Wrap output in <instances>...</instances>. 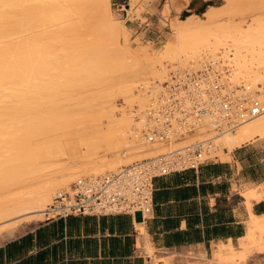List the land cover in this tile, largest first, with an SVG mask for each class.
<instances>
[{
	"label": "bare ground",
	"instance_id": "1",
	"mask_svg": "<svg viewBox=\"0 0 264 264\" xmlns=\"http://www.w3.org/2000/svg\"><path fill=\"white\" fill-rule=\"evenodd\" d=\"M156 1L127 0L123 20L110 0H0V244L18 233L19 220H45L54 196L78 180L191 145L225 155L264 137V114L224 133L208 117L174 135L146 131L166 81L199 74L209 61L227 70L234 96L264 100V0H229L185 19L177 15L188 0H167L156 12H174L169 34L154 48L132 39L129 26ZM249 217L244 237L218 244L208 261L232 264L247 243L264 245V215ZM140 248L154 258L146 238Z\"/></svg>",
	"mask_w": 264,
	"mask_h": 264
},
{
	"label": "crops",
	"instance_id": "2",
	"mask_svg": "<svg viewBox=\"0 0 264 264\" xmlns=\"http://www.w3.org/2000/svg\"><path fill=\"white\" fill-rule=\"evenodd\" d=\"M228 1L188 0L180 13L202 15ZM215 158L154 178L142 226L121 215L45 219L3 241L0 264H149L144 238L157 264H211L218 244L234 245L249 216L264 215V137Z\"/></svg>",
	"mask_w": 264,
	"mask_h": 264
},
{
	"label": "built area",
	"instance_id": "3",
	"mask_svg": "<svg viewBox=\"0 0 264 264\" xmlns=\"http://www.w3.org/2000/svg\"><path fill=\"white\" fill-rule=\"evenodd\" d=\"M125 0L121 4L124 5ZM227 70L209 61L199 74L185 73L179 80L166 81V96L149 105L146 131L165 137L174 128L191 130L199 117H208L218 133L232 131L238 125L264 114V100L234 96L225 82ZM157 103V104H155ZM155 107L158 110L154 113ZM152 141L151 135H145ZM206 147L191 145L163 155L157 163H137L115 174L83 178L71 184L68 192H58L47 207L46 219L69 216H129L150 214L152 180L170 173L196 170L210 158Z\"/></svg>",
	"mask_w": 264,
	"mask_h": 264
},
{
	"label": "rangeland",
	"instance_id": "4",
	"mask_svg": "<svg viewBox=\"0 0 264 264\" xmlns=\"http://www.w3.org/2000/svg\"><path fill=\"white\" fill-rule=\"evenodd\" d=\"M125 1L126 3L124 5H119L121 4L122 0H110L111 12L116 19L127 20L126 19L127 13L123 9V7L127 4V0ZM166 1L167 0H162L158 9H160L164 4H166ZM154 4H157V1ZM148 9L152 12L151 15L146 16L145 14H141V16H138V17L136 16L134 18L135 20L133 19L129 27L132 32V39L136 38L139 40V42L143 44H147L149 43L148 41H152L153 42L152 45L154 46V48L155 47L157 48L160 46L159 44H161V41H163V39L166 38L169 34V32H167L169 29L168 22L171 20V15H174L173 14L174 12L169 11L168 13H166V15L159 16L161 18H158L157 12H156L158 9H155L154 5L153 6L150 5ZM182 13L179 12V14L177 15L179 19H182ZM140 19H143L144 21ZM163 34L166 36H164ZM215 157H218V155H212L208 158L219 159ZM135 220L140 222L141 218L138 215H136ZM18 222H20L23 225L22 226L19 223V225L21 226L19 231L22 230L24 227L28 226L30 223L28 222V220H19ZM34 223H37V222H34ZM34 223H30V224H34ZM234 261H236V263H234ZM234 261L232 264H264V245L263 243L261 242H250L249 244L247 243L246 255L244 259L241 261L238 258V259H235ZM152 262L153 264H157L154 258ZM208 262L211 264H218L216 262H210V261ZM228 264H231V263H228Z\"/></svg>",
	"mask_w": 264,
	"mask_h": 264
},
{
	"label": "trees",
	"instance_id": "5",
	"mask_svg": "<svg viewBox=\"0 0 264 264\" xmlns=\"http://www.w3.org/2000/svg\"><path fill=\"white\" fill-rule=\"evenodd\" d=\"M218 6H220V5H218ZM218 6H217V7H218ZM202 12H203V11H200L199 13H202ZM188 15H189V14H186V13L183 12V13H182V19L185 18V17H187ZM121 216H124V215H121Z\"/></svg>",
	"mask_w": 264,
	"mask_h": 264
}]
</instances>
